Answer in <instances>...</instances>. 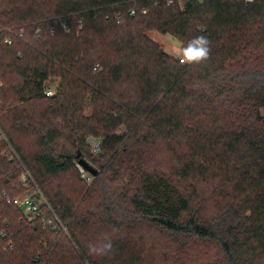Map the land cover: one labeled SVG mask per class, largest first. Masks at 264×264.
I'll return each instance as SVG.
<instances>
[{"label":"trees","instance_id":"obj_1","mask_svg":"<svg viewBox=\"0 0 264 264\" xmlns=\"http://www.w3.org/2000/svg\"><path fill=\"white\" fill-rule=\"evenodd\" d=\"M149 30L182 47L204 35L209 59L181 64ZM263 56L264 0H0V124L80 249L38 244L61 230L58 221L14 223L11 211H24L3 191L20 166L1 156L0 140V242L12 240L0 247V264L14 255L26 264L143 262L122 238L94 256L84 236L95 223L117 231L147 224L180 248L212 243L219 257L208 264H264ZM93 137L102 144L89 158ZM160 144L175 162L168 168L146 157ZM81 159L99 168L85 196L47 188ZM211 183L208 214L199 184Z\"/></svg>","mask_w":264,"mask_h":264},{"label":"rangeland","instance_id":"obj_2","mask_svg":"<svg viewBox=\"0 0 264 264\" xmlns=\"http://www.w3.org/2000/svg\"><path fill=\"white\" fill-rule=\"evenodd\" d=\"M147 35L151 39L156 41L165 52L178 58L177 54L179 49L182 48V42L177 36H174L172 34H163L158 30H149L147 31ZM0 126L3 129L1 124ZM15 135L20 143L26 144L29 147V137L24 136L20 133H16ZM0 140L2 139L0 138ZM91 140L93 141L94 137ZM4 150L2 151L1 156L7 158L8 160L17 161L18 165L20 166L21 175V161L24 164L25 162L21 158V155L17 148L14 147L15 152L8 155L4 152ZM87 156L89 158L97 157V154H95L92 150V144H89ZM146 157L149 158V162L151 164L158 162L159 165L161 164L165 168H168L175 163L164 144H160L154 148H151V150L149 151V157L148 155H146ZM91 164L93 163L91 162ZM80 166L81 165L77 162L76 169H72L57 177L48 178V180L46 181L47 188L61 190L67 196H71L73 198L77 197V199L85 196L86 192L94 186L95 175L88 171L90 174V179L86 180L85 178H83L81 171L82 166ZM93 166L97 168V170L99 169L96 165L93 164ZM20 175L17 182H15L16 180L13 179V177H10L12 178V181L8 187V190L3 191V195L5 197L17 194L19 185L21 186V184L19 183ZM3 176L4 174L0 173V185H2ZM212 184L214 185V183H211V185L199 184V189L203 198L205 200L207 198L205 205L208 214H212L214 212V205L216 201V196L213 191L214 186ZM116 185L119 186V189L122 187L121 182L116 183ZM99 194L100 190L94 192L92 197L86 200L85 205L92 204L94 201H96ZM11 214L14 218V223L22 219L23 221L25 220L24 223L27 224L28 227H31L33 225V223L30 222V219L26 218L24 214L22 215L21 212H15L14 210H12ZM63 226H65L66 228L62 227L61 230L59 229L58 231H55L56 233L47 232L46 235L38 238V244H41L45 247L48 245V242L52 240L62 244V246L64 247L74 248L76 250L75 252L79 253L80 249L76 240H74L67 226L65 224H63ZM87 231V235L84 236L85 242L90 248V252L94 253V256L96 257H100L102 255L93 252V248L101 249L103 245L107 244L108 242L113 243L120 238L124 239L126 245L132 250H142L144 260L141 264H208V262H210L211 260H215L219 257L218 248L212 243L200 244L184 240L185 242L180 244V248L177 244H174L172 239L166 237L158 230L147 224H141L140 226H135L134 228L117 231L110 229L108 226H104L102 223H95L91 225ZM3 233L4 229L0 227V234ZM27 238L25 237V239ZM11 241L12 240H10V237L8 238V240H2L0 242V247H2L3 250H6L8 248V242ZM27 242H29L30 244H34L30 241ZM11 260V264H14L15 262H20L22 264L28 263L26 258L23 259L18 255H14ZM86 264H89V262H87Z\"/></svg>","mask_w":264,"mask_h":264},{"label":"built area","instance_id":"obj_3","mask_svg":"<svg viewBox=\"0 0 264 264\" xmlns=\"http://www.w3.org/2000/svg\"><path fill=\"white\" fill-rule=\"evenodd\" d=\"M248 1H252V0H248ZM132 13H134V10H132ZM6 42L11 44L12 38H7ZM45 93L48 96H52L56 93V90L54 87L49 86L45 89ZM0 138L6 142V147L4 152L7 155L14 153L15 152L14 146L10 141V139L8 138L5 131H3V129L1 128V126H0ZM91 144H92L93 152L95 154H98L101 149V144H102L101 139L94 138ZM21 166H22V172L19 178V183L22 185L24 190L19 195L7 196L6 197L7 202L21 207L26 217H28L30 220H37V219L41 220L44 228L53 226L55 221H58L62 225V227H65L63 226L59 216L56 214L53 206L49 202L45 193L39 186L32 171L22 161H21ZM81 171L83 178L89 180L90 179L89 172L84 167L81 168ZM48 212H50L53 215V218L48 215Z\"/></svg>","mask_w":264,"mask_h":264},{"label":"clouds","instance_id":"obj_4","mask_svg":"<svg viewBox=\"0 0 264 264\" xmlns=\"http://www.w3.org/2000/svg\"><path fill=\"white\" fill-rule=\"evenodd\" d=\"M178 59L181 64L198 65L206 62L210 56V41L204 35H199L189 40L179 49ZM112 248L110 242L101 249L93 248L92 251L99 255L107 254Z\"/></svg>","mask_w":264,"mask_h":264},{"label":"water","instance_id":"obj_5","mask_svg":"<svg viewBox=\"0 0 264 264\" xmlns=\"http://www.w3.org/2000/svg\"><path fill=\"white\" fill-rule=\"evenodd\" d=\"M79 164L93 175L98 173V170L85 159H81Z\"/></svg>","mask_w":264,"mask_h":264}]
</instances>
